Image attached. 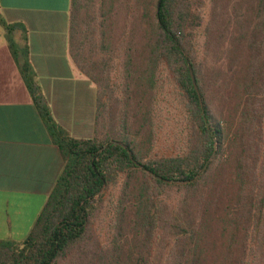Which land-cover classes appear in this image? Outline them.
Returning a JSON list of instances; mask_svg holds the SVG:
<instances>
[{
	"label": "trees",
	"instance_id": "trees-1",
	"mask_svg": "<svg viewBox=\"0 0 264 264\" xmlns=\"http://www.w3.org/2000/svg\"><path fill=\"white\" fill-rule=\"evenodd\" d=\"M212 4L200 55L190 0H71V57L97 86L95 134L74 138L53 119L24 58L64 164L27 235L0 240V264H264V0ZM162 68L189 133L155 156Z\"/></svg>",
	"mask_w": 264,
	"mask_h": 264
},
{
	"label": "crops",
	"instance_id": "crops-1",
	"mask_svg": "<svg viewBox=\"0 0 264 264\" xmlns=\"http://www.w3.org/2000/svg\"><path fill=\"white\" fill-rule=\"evenodd\" d=\"M70 7L0 0L1 18L24 27L8 33L0 24V240L27 235L64 164L25 84L24 58L53 119L74 138L95 134L97 86L71 57Z\"/></svg>",
	"mask_w": 264,
	"mask_h": 264
},
{
	"label": "rangeland",
	"instance_id": "rangeland-1",
	"mask_svg": "<svg viewBox=\"0 0 264 264\" xmlns=\"http://www.w3.org/2000/svg\"><path fill=\"white\" fill-rule=\"evenodd\" d=\"M193 8V12L202 16V24L196 28L195 42L196 47L200 55L203 53V47L205 43V25L209 19V13L214 11V5L212 0H190ZM125 8L121 7L117 10L116 21L119 22V27H122V21ZM117 22V23H118ZM119 29V28H118ZM0 30H3L0 26ZM118 31V30H117ZM118 73L114 71L112 73V79L117 82ZM159 86L161 88L160 106L158 110L159 129L157 134V141L153 149L155 156L162 154H171L181 149L186 145V136L189 133V126L183 119L182 115V96L178 93V83L174 76L167 70L162 68L159 77ZM103 101H106V97H102ZM264 146V140L262 142ZM174 196V192L170 197ZM94 227L96 228L101 240H105L108 234V228L106 220L98 218ZM247 264H260L257 260L251 256L247 258Z\"/></svg>",
	"mask_w": 264,
	"mask_h": 264
},
{
	"label": "water",
	"instance_id": "water-1",
	"mask_svg": "<svg viewBox=\"0 0 264 264\" xmlns=\"http://www.w3.org/2000/svg\"><path fill=\"white\" fill-rule=\"evenodd\" d=\"M188 68H189V74H190L193 86H194L196 92L199 94L198 87H197L196 80H195V76H194V72H193L190 64L188 65Z\"/></svg>",
	"mask_w": 264,
	"mask_h": 264
}]
</instances>
